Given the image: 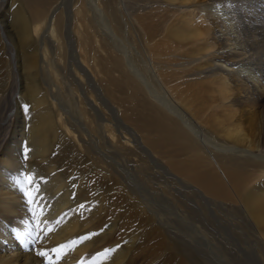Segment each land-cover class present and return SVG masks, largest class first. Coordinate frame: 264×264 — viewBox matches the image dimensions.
Returning a JSON list of instances; mask_svg holds the SVG:
<instances>
[{
  "label": "bare ground",
  "instance_id": "1",
  "mask_svg": "<svg viewBox=\"0 0 264 264\" xmlns=\"http://www.w3.org/2000/svg\"><path fill=\"white\" fill-rule=\"evenodd\" d=\"M8 3L0 0V10ZM11 4L12 20L0 13V41L11 46L21 72L18 96L27 107L38 106L27 116L29 128L20 130L30 168L52 174L48 158L61 134L93 174L138 197V208L157 217L160 227L200 228L196 241L210 240L203 233L209 227L218 236L227 228L231 234L218 245L229 247L233 264H264V60L249 64L242 47L246 40L264 45V0ZM156 10L168 12L158 23ZM170 40L185 42L187 56L183 49L173 63L181 48L170 46L175 53H166ZM133 44L156 57L145 67ZM2 72L1 66L0 85ZM211 94L215 100L202 99ZM19 110L16 102L10 116ZM4 162V170L15 168L14 160ZM5 186L1 200L9 208L14 194ZM174 186L185 197L168 193L177 207L163 205L158 193ZM169 210L179 211L176 219L164 218ZM13 256L0 264L25 257Z\"/></svg>",
  "mask_w": 264,
  "mask_h": 264
},
{
  "label": "rangeland",
  "instance_id": "2",
  "mask_svg": "<svg viewBox=\"0 0 264 264\" xmlns=\"http://www.w3.org/2000/svg\"><path fill=\"white\" fill-rule=\"evenodd\" d=\"M8 2L9 5L2 7L0 13L5 20L10 21L11 13L15 10V5L11 3L15 0ZM162 10H165V7ZM154 15L159 16L155 20L158 23L168 12L156 10L153 11ZM246 41L242 47L249 53L248 63L256 61V64H253L256 66L260 60H264V45L262 40ZM166 45L168 54L175 53L173 49L169 50L170 46L181 48L175 57L170 58L172 62L176 57H182L184 53L186 57L188 54L185 42L170 40ZM132 47L136 52H142L145 67L156 57L145 54L140 45L133 44ZM183 49L186 52L183 53ZM12 53L11 46L0 41V58L4 61L0 65L3 68L0 85V230L5 234V238L9 237L12 241V244L7 245V241H3L5 239L0 236V260L6 258V261H14L16 257L13 255L19 253L25 257L10 264H47L48 259H51L53 264H233L228 252L229 247L221 249L218 245V239L227 238L231 230L223 228L218 236V232L209 227L207 232L203 233L208 238L211 237L210 240L196 241L195 236H200L199 226L198 230L194 226L191 227L187 233L175 228L167 230L160 227L156 221L157 217L138 208V197L123 193L114 180L105 181L93 174L85 165V160L74 155L73 144L61 134L48 158V163L53 166L52 174H38L35 172L37 169L32 170L30 167L33 161L24 140L26 132L22 136L20 130L24 128L26 131L29 128L27 116L38 111V106L27 107L29 104L25 103L24 97L18 96L21 72L14 64ZM179 70L180 73L188 71L185 68ZM212 96L213 94L201 98L213 101L215 99ZM62 100L65 102L66 98L63 96ZM16 102L22 110H19L20 114L17 116H10L16 108ZM63 106L68 104L64 103ZM7 158L15 161V168L8 166L9 169L4 170L6 162L3 163V159ZM2 172H6V178L1 177ZM6 184L14 194L12 201L15 203L12 202L9 208L4 206L5 200H1V196L7 191ZM164 190L165 192H159L157 195L163 205L167 201V204H174L168 193L180 200L185 197L176 186L172 187V191ZM25 192L29 195L25 196ZM29 198L34 200L32 204L28 203ZM65 203L69 206L64 207ZM174 212L169 210L164 218L176 219ZM85 236L91 238L81 242ZM179 240L184 250L177 249ZM73 241L76 243L73 244ZM15 244L20 247L13 251ZM64 245L67 247H63ZM54 249L58 251L54 252ZM42 251L49 254L47 258L36 254ZM190 253L193 256H190ZM119 254L124 257L119 259ZM188 257L194 258L195 263Z\"/></svg>",
  "mask_w": 264,
  "mask_h": 264
},
{
  "label": "snow or ice",
  "instance_id": "3",
  "mask_svg": "<svg viewBox=\"0 0 264 264\" xmlns=\"http://www.w3.org/2000/svg\"><path fill=\"white\" fill-rule=\"evenodd\" d=\"M24 195L25 196H28L29 194H28V192H25L24 193ZM34 202V200L32 199V198H29V200H28V203L29 204H32ZM81 207H83V205H81ZM91 237H89V236H85V237H83L82 239H81V242L83 241V240H87V239H90ZM76 243V241H73V244H75ZM63 247H67V245H64ZM54 252H57L58 251V249H54L53 250ZM38 256H40L41 258H47L48 257V253L47 252H37L36 253ZM57 259H59V257H57ZM47 264H53V262H52V260L51 259H48L47 260Z\"/></svg>",
  "mask_w": 264,
  "mask_h": 264
}]
</instances>
